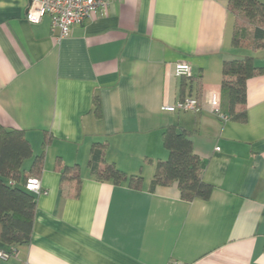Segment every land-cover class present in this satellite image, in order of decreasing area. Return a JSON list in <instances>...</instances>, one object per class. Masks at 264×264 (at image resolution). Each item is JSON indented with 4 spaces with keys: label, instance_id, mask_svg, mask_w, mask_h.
<instances>
[{
    "label": "crops",
    "instance_id": "crops-1",
    "mask_svg": "<svg viewBox=\"0 0 264 264\" xmlns=\"http://www.w3.org/2000/svg\"><path fill=\"white\" fill-rule=\"evenodd\" d=\"M228 2L110 0L58 41L51 16L28 23L30 0H0V124L26 132V171L51 138L31 178L46 192L35 194L31 242L0 264H264V75L248 82L245 122L221 121L210 106L225 60L252 56L264 68V51L232 47ZM179 62L192 78L174 76ZM198 82L201 112L162 110L197 98ZM169 126L192 134L210 199L185 201L177 185L150 191L169 157ZM94 144H106V161L142 177L141 187L93 178ZM57 159L80 166L77 197Z\"/></svg>",
    "mask_w": 264,
    "mask_h": 264
},
{
    "label": "trees",
    "instance_id": "trees-1",
    "mask_svg": "<svg viewBox=\"0 0 264 264\" xmlns=\"http://www.w3.org/2000/svg\"><path fill=\"white\" fill-rule=\"evenodd\" d=\"M228 9L235 18L232 47L237 50L264 51V2L229 0ZM222 75L221 111L229 121L245 122L248 82L264 75V68L258 67L252 56L227 59L223 63ZM185 87L186 84L182 86V92ZM192 90L190 85V95ZM201 91L198 82L196 96L199 101ZM94 106L99 111L98 99L94 101ZM163 142L169 157L157 163L150 191L177 185L185 201L210 199L214 187L203 180L205 162L194 152L192 134L177 126H169L164 132ZM50 143L51 138L46 134L43 151L34 158L31 168L26 171L24 163L33 158V147L26 132L8 129L0 124V252L12 255L18 246L31 242L37 199L35 193L27 189V183L33 177H40L44 169L45 149ZM105 148L106 144H94L92 147L88 165L91 176L100 182L140 188L143 178L127 176L115 164L108 163L104 155ZM55 170L60 173L62 182L70 183L69 196L77 197L82 185L80 166H70L57 159Z\"/></svg>",
    "mask_w": 264,
    "mask_h": 264
},
{
    "label": "built area",
    "instance_id": "built-area-1",
    "mask_svg": "<svg viewBox=\"0 0 264 264\" xmlns=\"http://www.w3.org/2000/svg\"><path fill=\"white\" fill-rule=\"evenodd\" d=\"M110 0H30L26 20L32 25L40 24L46 16L52 18V32L56 40L67 38L75 26L83 24L94 16L104 14ZM174 76L176 78L190 79L193 77V69L189 63L179 62L174 65ZM210 106L214 115L221 121H228V117L221 111L220 94H210ZM163 111L171 113H199L202 110L197 98L186 97L179 100L173 106H165ZM27 189L35 194L46 193L39 180L30 179ZM14 254L0 252V260L8 261Z\"/></svg>",
    "mask_w": 264,
    "mask_h": 264
},
{
    "label": "rangeland",
    "instance_id": "rangeland-1",
    "mask_svg": "<svg viewBox=\"0 0 264 264\" xmlns=\"http://www.w3.org/2000/svg\"><path fill=\"white\" fill-rule=\"evenodd\" d=\"M260 1H264V0H260Z\"/></svg>",
    "mask_w": 264,
    "mask_h": 264
}]
</instances>
